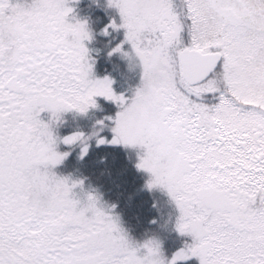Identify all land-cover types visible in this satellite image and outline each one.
Wrapping results in <instances>:
<instances>
[{
    "label": "snow or ice",
    "instance_id": "1",
    "mask_svg": "<svg viewBox=\"0 0 264 264\" xmlns=\"http://www.w3.org/2000/svg\"><path fill=\"white\" fill-rule=\"evenodd\" d=\"M109 4L143 68L130 102L92 77L91 34L69 22L68 0H0V264H264V0ZM96 96L122 107L107 142L146 149L137 167L193 238L167 262L159 241L135 245L98 195L73 198L82 181L52 171L68 153L41 113H86Z\"/></svg>",
    "mask_w": 264,
    "mask_h": 264
},
{
    "label": "trees",
    "instance_id": "2",
    "mask_svg": "<svg viewBox=\"0 0 264 264\" xmlns=\"http://www.w3.org/2000/svg\"><path fill=\"white\" fill-rule=\"evenodd\" d=\"M19 2L27 5L31 0ZM68 6L73 9L67 18L69 22H87L91 39L84 43L93 65L92 77H109L114 92L127 97L130 102L142 82V64L131 43L125 39L126 29L111 26L113 21L121 24L119 9L110 5L109 0H68ZM117 45L121 46V51L113 52ZM95 99L97 106L90 107L86 113L72 109L60 113L58 120L47 110L41 113L42 120L51 122L57 137L56 150L68 153L61 163L52 167V171L68 178L70 184L82 181L73 187V198L83 201L88 193L98 195L100 206L119 217L121 227L135 245H143L148 240L159 241L167 262L186 243H192L193 238L177 230L179 209L166 189L148 187L151 174L137 167L140 158L131 153L127 145L107 142L112 134L109 124L114 123L120 104L103 96ZM94 130L98 133L86 140L88 150L83 156V142H63L64 137L73 133L90 134ZM100 137H105L104 144L97 143ZM139 250L142 254L146 251L143 247ZM176 264H200V261L198 257H190L178 260Z\"/></svg>",
    "mask_w": 264,
    "mask_h": 264
},
{
    "label": "rangeland",
    "instance_id": "3",
    "mask_svg": "<svg viewBox=\"0 0 264 264\" xmlns=\"http://www.w3.org/2000/svg\"><path fill=\"white\" fill-rule=\"evenodd\" d=\"M119 22L120 23H122V19H121V17L119 18ZM134 63V62H133ZM135 64V63H134ZM141 67V70H140V76H141V78H142V72H143V68H142V66H140ZM140 69V68H139ZM137 84H139V83H137ZM139 85H141V84H139ZM118 95V94H117ZM125 97V96H124ZM96 97H94V99H95ZM126 98V102H128L129 101V99H127V97H125ZM95 101H96V99H95ZM122 110V107H121V105H120V111ZM110 126V128H111V130L115 127V121H114V123L112 124H109ZM112 125V126H111ZM112 132V134L110 135V139H108V141H111L112 140V138H113V136L115 135V133L113 132V131H111ZM98 133V132H97ZM97 133H96V130H94V131H92V133H90V134H84V136L82 137V139L80 140L81 142H83L84 144L86 143V140L88 139V138H90L91 136H96L97 135ZM101 138V137H100ZM104 139H105V137H103ZM127 147L129 148V150H130V152L131 153H135L139 158L141 157V156H143L144 154H145V151H146V149L142 146V145H127ZM167 191V190H166ZM168 193V192H167ZM139 252H140V254H142L141 253V251L139 250Z\"/></svg>",
    "mask_w": 264,
    "mask_h": 264
}]
</instances>
